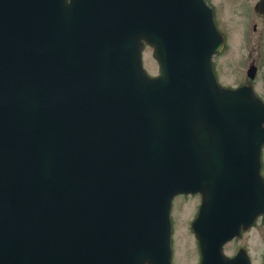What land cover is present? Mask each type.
<instances>
[{
	"label": "water",
	"instance_id": "1",
	"mask_svg": "<svg viewBox=\"0 0 264 264\" xmlns=\"http://www.w3.org/2000/svg\"><path fill=\"white\" fill-rule=\"evenodd\" d=\"M222 45L204 0H0V264H171L196 193L200 264H251L222 248L264 214V102Z\"/></svg>",
	"mask_w": 264,
	"mask_h": 264
},
{
	"label": "rangeland",
	"instance_id": "2",
	"mask_svg": "<svg viewBox=\"0 0 264 264\" xmlns=\"http://www.w3.org/2000/svg\"><path fill=\"white\" fill-rule=\"evenodd\" d=\"M206 2L212 7L217 26L226 39L224 49L213 59L219 82L227 87H237L249 82L246 72L253 63L257 73L252 85L256 94L264 101V15L256 14L254 11L258 0H206ZM143 63L148 73L151 75L157 73V64L150 48L144 50ZM262 174L264 175V151ZM199 203L198 195L180 196L173 200L172 264L197 262L198 245L190 229V223L195 217ZM239 248H244L248 252L252 264H264V216L258 219L253 229L227 244L224 251L227 255H233Z\"/></svg>",
	"mask_w": 264,
	"mask_h": 264
}]
</instances>
